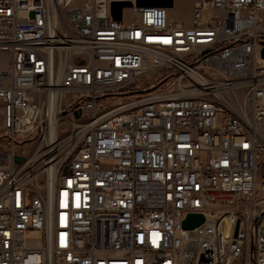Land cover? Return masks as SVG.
<instances>
[{
	"label": "built area",
	"instance_id": "obj_1",
	"mask_svg": "<svg viewBox=\"0 0 264 264\" xmlns=\"http://www.w3.org/2000/svg\"><path fill=\"white\" fill-rule=\"evenodd\" d=\"M112 1L0 0V264H264V0Z\"/></svg>",
	"mask_w": 264,
	"mask_h": 264
},
{
	"label": "water",
	"instance_id": "obj_2",
	"mask_svg": "<svg viewBox=\"0 0 264 264\" xmlns=\"http://www.w3.org/2000/svg\"><path fill=\"white\" fill-rule=\"evenodd\" d=\"M174 5V0H136L137 7H165L172 8ZM133 2L130 0H113L111 2V15L114 20L120 21L123 18V11L126 8H132ZM264 56V52H263ZM16 162H23V157L16 156ZM204 222L202 215L193 214L189 215L184 221V228L193 229Z\"/></svg>",
	"mask_w": 264,
	"mask_h": 264
},
{
	"label": "rangeland",
	"instance_id": "obj_3",
	"mask_svg": "<svg viewBox=\"0 0 264 264\" xmlns=\"http://www.w3.org/2000/svg\"><path fill=\"white\" fill-rule=\"evenodd\" d=\"M192 1L191 0H175L171 9L172 16L180 21L189 24L191 20ZM8 65L7 54L0 51V69H5ZM261 181H264L262 176Z\"/></svg>",
	"mask_w": 264,
	"mask_h": 264
}]
</instances>
